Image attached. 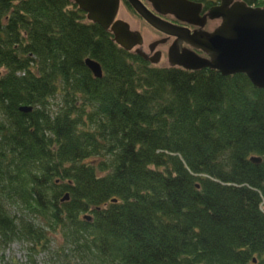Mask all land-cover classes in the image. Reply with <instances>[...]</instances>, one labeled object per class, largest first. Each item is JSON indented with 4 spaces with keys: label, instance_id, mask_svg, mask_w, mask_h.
<instances>
[{
    "label": "trees",
    "instance_id": "16d2710c",
    "mask_svg": "<svg viewBox=\"0 0 264 264\" xmlns=\"http://www.w3.org/2000/svg\"><path fill=\"white\" fill-rule=\"evenodd\" d=\"M12 244L51 264H264V90L153 67L70 0H0V256Z\"/></svg>",
    "mask_w": 264,
    "mask_h": 264
},
{
    "label": "water",
    "instance_id": "95a60500",
    "mask_svg": "<svg viewBox=\"0 0 264 264\" xmlns=\"http://www.w3.org/2000/svg\"><path fill=\"white\" fill-rule=\"evenodd\" d=\"M70 1L85 14L88 22L109 32L115 45L144 58L140 50L141 36L131 31L128 24L116 19L120 0ZM124 1L150 28L174 37L177 43H185L206 56V59H201L189 53L178 55L175 52H179V47L173 46L168 51L170 67L186 71L209 69L224 77L242 74L253 87L264 90V5L253 8L238 0H218L217 5L210 7L206 15L201 17V5L187 0H146L151 11L139 0ZM158 15L171 16L187 25L199 27L206 19L218 20L219 24L210 33H190L186 29L168 24ZM155 45L156 43H153L150 48ZM149 61L152 65L156 64L155 59ZM84 65L94 78L101 77L98 64L85 60ZM19 111L27 113L30 108L21 107ZM249 161L258 163L259 159L251 158ZM66 199L67 196H64L61 201Z\"/></svg>",
    "mask_w": 264,
    "mask_h": 264
},
{
    "label": "flooded vegetation",
    "instance_id": "af4514ba",
    "mask_svg": "<svg viewBox=\"0 0 264 264\" xmlns=\"http://www.w3.org/2000/svg\"><path fill=\"white\" fill-rule=\"evenodd\" d=\"M148 10L151 11L150 5L148 4V2L146 0H139ZM217 3V2H216ZM214 4L217 5V4ZM201 5V4H200ZM212 7V6H210ZM209 7V8H210ZM209 8H205L203 7V5H201V10L199 13V16L203 17L204 15H206L207 11ZM163 21L167 22L168 24L180 28V29H186L188 30L190 33L193 32H202V33H210L212 32L219 24L218 20H208L206 19V21L203 23V25L201 27L199 26H194V25H187L185 23H182L180 21H177L176 19L172 18L171 16H160L158 15ZM213 21H217V25L216 26H212L208 29H206V27L208 26V24H212ZM157 36L159 37V39L151 41L150 43L146 44L144 49H140L141 53L144 55V58L140 57L143 61H145L146 63H148L151 66H158L159 64L162 67H170L169 66V59H168V51L170 49V47H179V52H175L178 53V55L181 54H185V53H189V54H193L198 58L201 59H206V56L204 55V53H202L199 50H195L192 49L189 45L185 44V43H177V40L174 37L171 36H166L164 34H161L159 32H156ZM153 43H156V45L152 48H150V45H152ZM182 50H187L190 52H182ZM138 56V55H137ZM172 56V54H171ZM156 60V64L152 65L150 63L149 60Z\"/></svg>",
    "mask_w": 264,
    "mask_h": 264
},
{
    "label": "rangeland",
    "instance_id": "374dc122",
    "mask_svg": "<svg viewBox=\"0 0 264 264\" xmlns=\"http://www.w3.org/2000/svg\"><path fill=\"white\" fill-rule=\"evenodd\" d=\"M218 1V0H213ZM116 19L121 20L128 24L131 31L137 32L142 39V46L140 49H144L145 45L150 43L151 41L159 39L156 34V31L150 28L147 24H145L141 19L135 16L129 9L125 8L120 4L118 9V13ZM211 25L216 26L217 21H213L212 24H208L206 29L210 28ZM153 67H162L160 64L158 66ZM57 239V236H55ZM53 238V237H52ZM58 242V241H55ZM55 244H50V248H54ZM50 253H40L32 257V261H28L26 257L25 249L20 244H12L1 256H0V264H51L52 259ZM77 264V263H73Z\"/></svg>",
    "mask_w": 264,
    "mask_h": 264
}]
</instances>
